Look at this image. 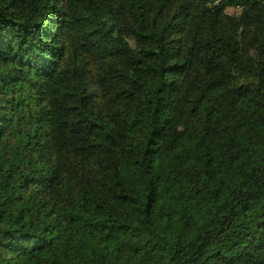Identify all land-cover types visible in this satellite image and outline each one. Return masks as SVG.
I'll return each instance as SVG.
<instances>
[{"label":"trees","instance_id":"trees-1","mask_svg":"<svg viewBox=\"0 0 264 264\" xmlns=\"http://www.w3.org/2000/svg\"><path fill=\"white\" fill-rule=\"evenodd\" d=\"M0 264H264V0H0Z\"/></svg>","mask_w":264,"mask_h":264},{"label":"rangeland","instance_id":"rangeland-1","mask_svg":"<svg viewBox=\"0 0 264 264\" xmlns=\"http://www.w3.org/2000/svg\"><path fill=\"white\" fill-rule=\"evenodd\" d=\"M230 14H236V13H238V10H229L228 11Z\"/></svg>","mask_w":264,"mask_h":264}]
</instances>
